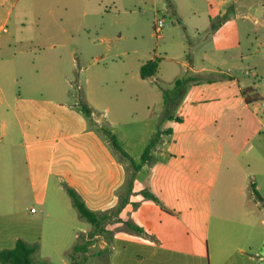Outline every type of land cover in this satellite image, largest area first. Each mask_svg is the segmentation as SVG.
I'll use <instances>...</instances> for the list:
<instances>
[{
	"label": "rangeland",
	"instance_id": "obj_1",
	"mask_svg": "<svg viewBox=\"0 0 264 264\" xmlns=\"http://www.w3.org/2000/svg\"><path fill=\"white\" fill-rule=\"evenodd\" d=\"M223 1L227 14L218 19L209 0H130L113 10L119 15L114 20L129 23L99 20L88 30L91 19L71 4L64 12L56 3L0 0V45L8 47L0 51V158L12 157L1 165L8 193L0 200L9 211L34 207L31 216L44 221L39 263L108 264L111 225L121 220L111 221L113 216L103 229L88 224L68 188L93 212L117 210L125 194L114 188L118 179L107 172L109 162L127 163L124 173L134 181L133 166L141 162L151 131L163 124L173 128L188 106L185 96L195 79L186 63L227 61L238 75L252 74L259 64L262 74L244 79L264 78V0ZM208 15L212 24L205 36ZM158 20L165 22L163 38L155 35ZM155 55L161 58L158 75L139 79V62ZM107 130L131 159L114 148ZM157 159L151 156V163ZM16 187L24 194L12 193ZM82 242L91 245L74 253Z\"/></svg>",
	"mask_w": 264,
	"mask_h": 264
},
{
	"label": "crops",
	"instance_id": "obj_2",
	"mask_svg": "<svg viewBox=\"0 0 264 264\" xmlns=\"http://www.w3.org/2000/svg\"><path fill=\"white\" fill-rule=\"evenodd\" d=\"M161 1L154 0V4ZM33 2L56 3L64 12L69 4L73 11L82 9L91 19L86 23L91 30L99 20L104 23L119 17L113 10L130 0ZM170 2L164 0V5ZM209 2L218 7V19L224 18L226 1ZM208 20L205 36L210 35L211 15ZM114 22L129 23L122 19ZM6 48V42L0 45V51ZM154 59L161 62L156 55L139 62V79L141 67ZM220 64L229 67L228 71L218 69ZM185 66L195 79L185 96L188 106L173 128L163 124L151 131L150 142L158 137L148 160L142 163L141 156V162L133 166L131 194L120 215L111 219L121 222L111 225L114 233L108 264H264V93L260 92L264 78L251 83L244 79L246 75L258 78L259 64L253 65L252 74L246 70L239 75L227 61L214 60L204 65L192 61ZM159 71L151 78H156ZM137 77L133 75L135 80ZM200 82L204 83L201 90L196 87ZM246 92L253 93V97ZM153 155L158 157L154 164ZM10 159L0 158V196L8 193L3 189L1 165ZM109 164L111 170L107 172L118 179L114 188L127 197L130 180L124 170L129 165L115 159ZM125 184L126 192L122 188ZM12 193L24 194L18 187ZM145 193L153 194L156 200ZM16 208L9 211L12 208L2 206L0 200V250L13 248L19 239L41 246L44 221L31 216L37 213L34 207L30 212ZM110 210L113 209L104 212ZM126 222L135 224L143 233L124 228ZM84 231L85 227L79 232Z\"/></svg>",
	"mask_w": 264,
	"mask_h": 264
},
{
	"label": "trees",
	"instance_id": "obj_3",
	"mask_svg": "<svg viewBox=\"0 0 264 264\" xmlns=\"http://www.w3.org/2000/svg\"><path fill=\"white\" fill-rule=\"evenodd\" d=\"M159 59H154L146 62L140 70V76L142 79H147L155 76L157 72L159 71ZM181 81L178 80L177 84L180 85ZM83 108L85 109L86 113L91 114V110L87 105H83ZM108 134L111 137L112 144L114 148L122 153V155L126 158H130V156L123 150L121 145L116 140V137L111 134L107 130ZM154 145V140L150 142V144L145 148L144 153L142 155V163L146 162L148 160V156L150 154V151ZM131 159V158H130ZM134 167L135 164H134ZM133 188V180L130 179L128 184V194L127 197H123L121 200V203L117 210L110 212V213H96L91 211L82 197L78 194V192L73 188H68V193L72 199L74 207L78 210L80 217L85 220L88 224L95 226L97 229H103L102 225L104 222H106L108 219L112 218L113 216H118L125 204L128 201V196L131 194ZM145 195L149 198H152L156 200L155 196L151 193H145ZM125 225L136 231L137 233H143V230L139 227H137L135 224L126 222ZM104 231V230H102ZM91 244L89 242H82L77 243L73 249L74 253H84L87 251L88 246ZM39 249L38 243H30L27 242L24 239H19L15 246L11 249H3L0 250V264H42L39 263L35 259V254L37 250ZM110 251V250H109ZM109 254V253H108Z\"/></svg>",
	"mask_w": 264,
	"mask_h": 264
},
{
	"label": "built area",
	"instance_id": "obj_4",
	"mask_svg": "<svg viewBox=\"0 0 264 264\" xmlns=\"http://www.w3.org/2000/svg\"><path fill=\"white\" fill-rule=\"evenodd\" d=\"M164 28H165L164 20H158V21L154 22V31H155V35L158 38L162 37V32H163ZM34 211H35V209H32V212H34Z\"/></svg>",
	"mask_w": 264,
	"mask_h": 264
}]
</instances>
